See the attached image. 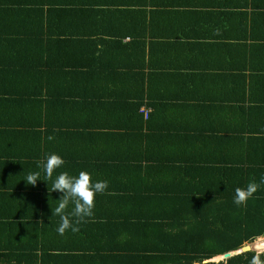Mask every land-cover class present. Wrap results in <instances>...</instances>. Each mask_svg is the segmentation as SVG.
<instances>
[{
	"label": "trees",
	"instance_id": "trees-1",
	"mask_svg": "<svg viewBox=\"0 0 264 264\" xmlns=\"http://www.w3.org/2000/svg\"><path fill=\"white\" fill-rule=\"evenodd\" d=\"M168 1L0 0V264H250L204 262L264 238V185L233 203L264 179V0ZM177 6L201 43L159 41ZM50 153L108 181L77 233L57 232Z\"/></svg>",
	"mask_w": 264,
	"mask_h": 264
},
{
	"label": "clouds",
	"instance_id": "clouds-1",
	"mask_svg": "<svg viewBox=\"0 0 264 264\" xmlns=\"http://www.w3.org/2000/svg\"><path fill=\"white\" fill-rule=\"evenodd\" d=\"M219 34L220 30L217 29L214 35ZM54 139V136L48 137L49 141ZM65 163V160L55 153H50L43 161L37 162L38 167L44 173V179L52 180L51 192L62 194L57 200L58 206L54 211L52 210V215L60 218L57 232L61 236L67 231L79 232V226L94 217L96 197L98 194H104L109 187L108 181H93V177L88 171H80L78 175H71L68 171L57 173V170L63 168ZM54 173L57 174L53 179ZM40 180H42L41 171H35L30 172L25 181L27 185L36 186ZM261 185H264V179H261L259 183L251 181L245 187H237L233 203L238 207L246 206L248 201L255 197ZM69 209L71 210L69 211ZM255 251L256 254L253 255L250 264H264V260L261 259V256L264 255V247L258 246Z\"/></svg>",
	"mask_w": 264,
	"mask_h": 264
},
{
	"label": "crops",
	"instance_id": "crops-1",
	"mask_svg": "<svg viewBox=\"0 0 264 264\" xmlns=\"http://www.w3.org/2000/svg\"><path fill=\"white\" fill-rule=\"evenodd\" d=\"M168 1V0H166ZM211 0H190V2H193L194 4H199V7H191L190 9L191 10H188L189 12H191V17H202L201 13H204V12H207L209 11V8H206L205 7V4L209 3ZM163 2V1H162ZM168 2H182V0H169ZM174 13H179L181 14L182 17H178V18H174V20L176 21L175 23H170L168 26H166V24H162L161 21H157V33L158 34H162L163 33V30H164V36L167 37L165 39H163L162 37L164 36H159V41H161L162 43H174L175 45L179 46V43L182 42L183 40H180L178 38H183L181 37L180 35L182 34H185L183 32H180L179 29L181 30H185V31H188V34H191L193 36V39H196V43L199 44L201 43V41H203L204 38L202 37H195L196 34H201V30H202V27H204L205 24H200V21L199 19H195L194 20V23L193 22H188L189 21V15L186 13L187 11L186 10H183L185 9L184 7H174V8H171ZM206 9V10H204ZM178 11V12H177ZM187 23L189 26V28H184L183 24ZM232 29H234L236 31V35H240L238 29L236 30V28L234 27H231ZM239 33H238V32ZM176 36V37H175ZM260 36V39H263L264 37V30H259V34L256 35V37L258 38ZM163 39V40H162ZM219 42H213V43H216V44H224V45H228L227 42H230L228 40H217ZM232 45L236 46V48H239V45H241L240 43L238 42H234ZM197 46V45H196ZM195 46V47H196ZM195 47L193 49H195ZM182 48V47H181ZM200 47H198L199 49ZM197 49V50H198ZM183 50H188L186 48H183ZM159 53H160V56L158 57V60H165L166 63L170 64L171 65V62H172V57L171 56H163V51L162 50H159ZM176 57L180 58V55L179 54H175ZM224 57H228L229 55H223ZM224 57H222V59H214L213 60V63H215V65H218V66H224L226 68L227 67H232V66H235L236 69H237V64L234 60V63L231 61L230 64L227 62L229 61L227 59H225ZM230 57L232 60L234 58V53H231L230 54ZM206 66H210L209 64H206ZM242 69V68H241ZM213 69H210L208 71H211ZM209 73V72H208Z\"/></svg>",
	"mask_w": 264,
	"mask_h": 264
},
{
	"label": "water",
	"instance_id": "water-1",
	"mask_svg": "<svg viewBox=\"0 0 264 264\" xmlns=\"http://www.w3.org/2000/svg\"><path fill=\"white\" fill-rule=\"evenodd\" d=\"M253 250L252 247H251V244H247L245 246H243L240 250L236 251V252H228V253H225L223 254L222 256L219 257V259L217 260H214L215 258L211 259L210 261H205L204 263L206 262H217V261H220V260H223V259H227L235 254H239V253H242V252H246V251H251Z\"/></svg>",
	"mask_w": 264,
	"mask_h": 264
},
{
	"label": "rangeland",
	"instance_id": "rangeland-1",
	"mask_svg": "<svg viewBox=\"0 0 264 264\" xmlns=\"http://www.w3.org/2000/svg\"><path fill=\"white\" fill-rule=\"evenodd\" d=\"M260 244L259 247H264V238L256 239L253 243H251L252 249L255 251L257 248V244ZM256 246V247H255Z\"/></svg>",
	"mask_w": 264,
	"mask_h": 264
},
{
	"label": "built area",
	"instance_id": "built-area-1",
	"mask_svg": "<svg viewBox=\"0 0 264 264\" xmlns=\"http://www.w3.org/2000/svg\"><path fill=\"white\" fill-rule=\"evenodd\" d=\"M140 111L144 113V118L146 119L148 112H150V109L143 107L140 109Z\"/></svg>",
	"mask_w": 264,
	"mask_h": 264
},
{
	"label": "bare ground",
	"instance_id": "bare-ground-1",
	"mask_svg": "<svg viewBox=\"0 0 264 264\" xmlns=\"http://www.w3.org/2000/svg\"><path fill=\"white\" fill-rule=\"evenodd\" d=\"M258 246H260V244H259V243L257 244V247H258ZM251 247H252V246H251ZM255 247H256V246H255ZM255 249H256V248H255ZM217 259H219V257H216V260H217Z\"/></svg>",
	"mask_w": 264,
	"mask_h": 264
}]
</instances>
